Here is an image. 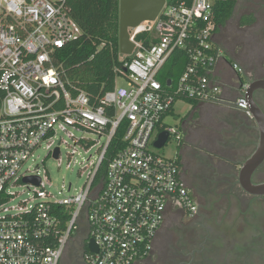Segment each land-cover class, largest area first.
Instances as JSON below:
<instances>
[{
    "label": "built area",
    "instance_id": "built-area-1",
    "mask_svg": "<svg viewBox=\"0 0 264 264\" xmlns=\"http://www.w3.org/2000/svg\"><path fill=\"white\" fill-rule=\"evenodd\" d=\"M217 1L165 0L154 21L129 29L135 48L122 71L125 86L116 84L92 101L68 89L56 66L57 51L83 35L67 0H0V264H62L82 230L88 231L87 264H136L152 254L171 211L196 215L179 158L152 147L159 150L154 144L163 131L181 144L179 127L165 123L178 100L253 118L245 70L231 65L238 82L234 98L217 74L225 57L214 33ZM180 50L189 66L164 85L159 74ZM123 125L124 146L111 155ZM61 143L97 152L84 165V186L64 198L54 196L40 168L24 171L44 145L60 161ZM18 188H27L31 198L19 200ZM91 240L97 253L89 249Z\"/></svg>",
    "mask_w": 264,
    "mask_h": 264
},
{
    "label": "flooded vegetation",
    "instance_id": "flooded-vegetation-1",
    "mask_svg": "<svg viewBox=\"0 0 264 264\" xmlns=\"http://www.w3.org/2000/svg\"><path fill=\"white\" fill-rule=\"evenodd\" d=\"M254 17L256 25L260 20L256 13ZM221 48L226 56L225 48ZM259 62L261 66L253 69L256 74L253 79L246 73L251 82L264 79V62ZM257 99L264 110V91L257 93ZM239 140L235 141L234 150L227 144L223 145V150L219 148L220 161L217 163H211L210 159L205 161L191 150L181 153L182 176L197 204V213L191 218L180 211L183 233L178 247L159 255L152 252L136 264H264V248L254 260L244 253L245 249L243 251L245 245L264 242V226H261L264 196L249 194L240 184L243 164L256 150L250 147L253 137ZM230 150L237 153L234 160L229 155ZM198 163L207 165V170L197 169ZM252 182L264 183V162L257 168ZM240 226L248 232L244 239L232 236L237 235ZM87 236L88 231L84 230L69 243L67 253L74 258L71 264H87Z\"/></svg>",
    "mask_w": 264,
    "mask_h": 264
},
{
    "label": "trees",
    "instance_id": "trees-1",
    "mask_svg": "<svg viewBox=\"0 0 264 264\" xmlns=\"http://www.w3.org/2000/svg\"><path fill=\"white\" fill-rule=\"evenodd\" d=\"M238 0H218L214 8L215 34L226 28L235 15ZM72 18L83 31L82 37L57 51L56 66L63 71L62 76L68 89L78 93L84 91L92 101L102 97L116 87L129 56L120 54V0H67ZM255 13L242 16V26H253ZM142 35L138 39H144ZM186 52L175 51L159 74V80L177 81L189 66ZM197 105L198 102L185 100ZM173 109V108H172ZM125 125L117 133L110 147V154L117 153L124 144L122 136ZM183 144V140L181 142ZM180 144V145H181ZM182 146V145H181ZM106 166L103 167V173Z\"/></svg>",
    "mask_w": 264,
    "mask_h": 264
},
{
    "label": "rangeland",
    "instance_id": "rangeland-1",
    "mask_svg": "<svg viewBox=\"0 0 264 264\" xmlns=\"http://www.w3.org/2000/svg\"><path fill=\"white\" fill-rule=\"evenodd\" d=\"M264 0H238L235 15L229 21L226 28L222 29L218 35H216L217 43L227 52L229 60L237 63L241 66L245 72L253 79L256 75L253 71L256 67H260V60L264 62ZM256 13L258 19L260 20L258 24L248 28L242 26L240 19L242 16L248 15L249 13ZM221 46V47H222ZM235 76L234 73L229 72L228 76ZM229 76V77H230ZM117 86H125L124 78L120 77L116 81ZM190 104L178 100L175 105V111L178 116L184 117L190 111ZM171 125H180L179 119L177 120L172 117L168 120ZM65 138V136H63ZM96 139L95 137H91ZM68 144L72 145V142L65 138ZM59 139L57 140L58 143ZM181 145L175 141V139H170L167 145L160 150H155L159 154L166 157L175 158L178 153L181 152ZM62 157L61 160H55L48 156L45 149V145L39 149L32 160H30L25 167V170L34 171L40 168V175L43 179L50 178V183L52 185L51 191L54 196L58 198L68 197L82 188L86 181V170H84V165L87 164V160L92 156V159L97 158V152L95 150H90L86 147L79 146L77 148L70 147L67 144L61 143ZM73 150H76L75 155L72 156L70 163L69 156ZM75 160L77 163L74 164ZM69 166V167H68ZM72 185V191L69 192V186ZM19 200H26L31 198L30 191L26 188H18ZM182 214L175 211H171L168 214L165 224L160 230L154 247V254H161L164 252H172L175 247H178L181 235L183 233V225L181 224ZM264 226V221L261 224ZM82 230L81 233H83ZM237 235H232L234 238H245L248 232L243 231V227L240 226ZM264 242L259 241V245H245V254L249 255L251 259H255L259 255L263 248ZM71 253V252H70ZM72 254L64 257V263L73 262Z\"/></svg>",
    "mask_w": 264,
    "mask_h": 264
},
{
    "label": "crops",
    "instance_id": "crops-1",
    "mask_svg": "<svg viewBox=\"0 0 264 264\" xmlns=\"http://www.w3.org/2000/svg\"><path fill=\"white\" fill-rule=\"evenodd\" d=\"M227 57L226 55L224 60L220 62L217 74L227 87L228 98H234L238 95L237 76L231 66L234 62ZM229 72L234 73L235 76L229 75V77ZM175 105L166 116L165 123H168L171 117L172 119H179L180 125L177 126L182 132L183 144H181V152L178 153L177 157L181 162V166L180 155L186 150L193 151L196 155L204 158L205 161L210 159L211 163H217L220 161V157H217L219 156V148L223 150V145L227 144L230 146V148L228 146L229 149L234 150L233 145L236 140H246L253 137L250 147L253 151L257 149L260 141L258 126L253 118L247 117L243 112L223 106L198 103L197 105L190 104L189 113L181 117L176 113ZM232 150L229 151V155L234 160L237 153ZM205 166L198 163L196 168L206 171L207 167ZM62 264H66L64 260Z\"/></svg>",
    "mask_w": 264,
    "mask_h": 264
},
{
    "label": "water",
    "instance_id": "water-1",
    "mask_svg": "<svg viewBox=\"0 0 264 264\" xmlns=\"http://www.w3.org/2000/svg\"><path fill=\"white\" fill-rule=\"evenodd\" d=\"M165 0H120V54L131 56L135 45L130 41L129 29L139 26L145 21H154L163 8ZM238 85V82L236 83ZM264 91V79H258L251 82L249 89V101L253 120L256 122L260 141L256 151L247 159L240 172V184L249 194L255 196H264V183L254 184L252 177L257 168L264 162V110L261 107L257 93ZM170 136L167 131L159 134L154 146L156 149H163L169 142ZM59 156V149L56 150L55 157ZM28 182L39 184V179H26ZM89 249L97 253L98 247L93 240L89 243Z\"/></svg>",
    "mask_w": 264,
    "mask_h": 264
}]
</instances>
